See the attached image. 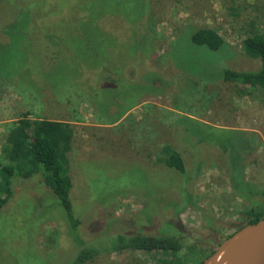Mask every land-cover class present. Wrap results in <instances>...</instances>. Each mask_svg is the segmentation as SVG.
<instances>
[{"label": "rangeland", "instance_id": "rangeland-1", "mask_svg": "<svg viewBox=\"0 0 264 264\" xmlns=\"http://www.w3.org/2000/svg\"><path fill=\"white\" fill-rule=\"evenodd\" d=\"M244 1L0 0V152L24 114L71 124L70 200L80 221L70 237L41 177L13 178L0 264H70L81 243L103 250L114 239L105 236L126 232L182 239L178 259L199 264L243 223L240 213L262 204L234 197L228 179L242 158L253 173L264 159V92L246 94L258 111L239 119L245 133L225 108L238 90L219 77L260 68L240 46ZM200 26L229 50L191 47L182 31ZM257 26L264 33V20ZM164 151L180 154L186 185L164 166ZM156 256L125 251L86 264H157Z\"/></svg>", "mask_w": 264, "mask_h": 264}, {"label": "trees", "instance_id": "trees-1", "mask_svg": "<svg viewBox=\"0 0 264 264\" xmlns=\"http://www.w3.org/2000/svg\"><path fill=\"white\" fill-rule=\"evenodd\" d=\"M236 8L244 10L250 16L240 27L244 35V39L240 43L242 52L247 58L259 60L260 68L256 72H237L226 69L220 73L219 77L224 85L233 86L238 90L240 96H246L250 89H259L264 92V33L257 26L259 20H264V0H252L251 3L245 0ZM230 12H232L231 9ZM182 32L188 33V41L193 48L197 47L209 52H218L224 47L228 49L224 38L212 27L186 28ZM217 96L215 99L218 98ZM211 101L213 102L212 97L208 99V105ZM191 121L193 120L189 118L183 121L182 126L185 131ZM73 142L74 129L71 124L64 121L30 120L28 114H24L12 123L5 136L6 145L0 152V211L13 195V178L29 179L33 176H40L43 184L55 196L58 206L64 213L70 237L78 238L76 231L80 221L74 214L70 200L73 185L69 154L72 151ZM167 151H164L166 155L164 166L166 169L174 170L180 174L186 185L191 180V176L187 175L180 154ZM261 160L260 170L264 171V159ZM239 162L240 167L236 166L239 174L237 171L234 173L236 168L228 172L233 196L242 202L248 200L256 204L259 199L263 202L260 205L256 204L257 208L248 204L250 206L247 205L248 210H246V206V211L240 213L243 223L237 226L235 232L264 218V183L258 180L255 184H250L245 180L243 170L246 161L242 158ZM182 197H184L186 205V195L184 194ZM259 207L262 208L259 209ZM112 236L114 239L112 238L108 248L103 250L96 249L89 243H81L83 247L70 264H86L101 255L125 251L159 254V258L156 256L157 264H182L178 259L184 248L182 239L131 232L105 237Z\"/></svg>", "mask_w": 264, "mask_h": 264}, {"label": "water", "instance_id": "water-1", "mask_svg": "<svg viewBox=\"0 0 264 264\" xmlns=\"http://www.w3.org/2000/svg\"><path fill=\"white\" fill-rule=\"evenodd\" d=\"M202 264H264V218L225 239Z\"/></svg>", "mask_w": 264, "mask_h": 264}, {"label": "crops", "instance_id": "crops-1", "mask_svg": "<svg viewBox=\"0 0 264 264\" xmlns=\"http://www.w3.org/2000/svg\"><path fill=\"white\" fill-rule=\"evenodd\" d=\"M248 97H249L248 95H246V96L237 95V98L231 104L227 105V107H225L226 110L230 111L229 114L232 115V117H234V122L239 125L236 128L242 127L241 131L245 132V133H248V131L246 129H251V128L246 126L247 125L246 122H243V124H242V121H240L239 119H241L242 117H245L246 114L250 113L252 110L258 111V108L254 106L256 100L255 99L254 100H248L247 99ZM263 103L264 102H261L260 104H263ZM260 106H262V105H260ZM222 120L223 119H222V108H221L220 112H219V121H222ZM221 123H223V121ZM204 124L206 125V123H204ZM223 127L225 129H236V128H231L228 126H223ZM224 128H222V129L225 130ZM253 134L258 135V132L254 131ZM258 152H259V150H257V153ZM248 164L254 165L255 163L254 162H251V163L246 162V165H245L244 170H243V173H244L243 176H244L245 180L249 181L250 184H255L256 182H258V180L262 181L261 179H258V178L256 181L254 176L257 177L258 174L264 175V171L262 170L261 173H256V172L253 173L252 166H251V168H249ZM262 183H264V182L262 181ZM230 188L232 189V186H230Z\"/></svg>", "mask_w": 264, "mask_h": 264}, {"label": "flooded vegetation", "instance_id": "flooded-vegetation-1", "mask_svg": "<svg viewBox=\"0 0 264 264\" xmlns=\"http://www.w3.org/2000/svg\"><path fill=\"white\" fill-rule=\"evenodd\" d=\"M214 251H215V250H214ZM214 251H213V252H211V253H210V254H209L207 257H209L210 255H212V254L214 253ZM207 257H206V258H207Z\"/></svg>", "mask_w": 264, "mask_h": 264}]
</instances>
